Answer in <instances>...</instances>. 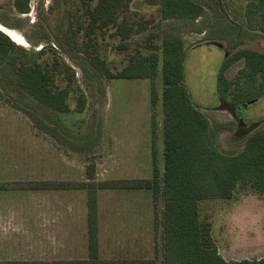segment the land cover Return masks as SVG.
<instances>
[{"label":"rangeland","instance_id":"rangeland-1","mask_svg":"<svg viewBox=\"0 0 264 264\" xmlns=\"http://www.w3.org/2000/svg\"><path fill=\"white\" fill-rule=\"evenodd\" d=\"M154 2L130 0L127 7L121 9V15L134 23V33L123 40L114 34L115 29L111 26L107 30L96 29L88 34L87 16L81 0H31V9L27 14L18 13L13 0H0L2 30L17 45L25 48L27 54H23V57L32 63L48 64L55 87H71L67 99L70 111L57 115L50 107L16 87L15 83H9L12 72L8 62L0 57V104L20 108L35 117L38 125L56 119L67 124L70 151L76 148L87 172H93L94 160L99 157L94 145L107 138L104 122L114 123L117 119L144 121L148 113V96L144 82L147 80L108 79L91 57L97 55L114 72L119 71L127 65L136 50L147 54L150 47L160 45L163 31L170 29L183 38L188 51L185 73L193 102L205 108L218 106L217 78L227 56L240 48L264 52V33L258 8L260 0H202L205 12L194 24L163 20L160 5ZM199 28L201 30H197ZM205 41L212 44L193 50V47ZM234 44L237 46L234 47ZM43 46L45 51L39 52ZM55 58L71 67L69 74H75L72 82H69L64 67H55ZM244 67L245 60L242 58L227 69V77L236 81L232 89L235 87L240 91L244 87V92L258 95L260 88L248 86L239 76L240 69ZM157 78L160 83L161 66ZM78 96L85 105L82 111L78 109ZM159 110L157 120L160 124ZM228 113L229 110L221 109L206 115L210 120V136L215 140L214 146L234 154L242 149L244 142L236 140L227 131L219 134L227 126L234 129L233 119ZM243 115L250 123L264 119V94L244 107ZM200 209L202 219L211 222V234L225 258L241 260L264 256V193L251 189L238 190L233 199L204 200L200 202ZM155 239L153 257L158 264H164L161 228L157 229Z\"/></svg>","mask_w":264,"mask_h":264},{"label":"trees","instance_id":"trees-1","mask_svg":"<svg viewBox=\"0 0 264 264\" xmlns=\"http://www.w3.org/2000/svg\"><path fill=\"white\" fill-rule=\"evenodd\" d=\"M81 1L87 16L88 34L96 29L107 30L110 26L115 29L114 34L123 40L128 39L134 33V23H130L125 15H121V9L127 7L130 0ZM201 1L155 0L154 3L160 5L163 20L194 24L195 20L205 12V6ZM30 2L31 0H13V6L18 13L27 14L31 9ZM258 8L262 20L261 30L264 33V0H260ZM56 44L64 49L59 42ZM236 46L237 44H234V47ZM44 49L45 46L39 52ZM187 53L183 38L169 29L163 31L160 45L150 47L147 54L139 49L136 50L130 56L127 65L119 71L114 72L110 69L101 57L97 55L91 57L92 62L108 79H150L151 101L154 105L158 100L156 77L161 66L164 84V172L162 180L156 169L154 177L149 180L101 181L92 185L87 183L63 184V187H79L88 190L89 258L55 262L5 261L0 264H158L156 259L103 260L99 257L96 195L99 188L151 189L156 210V231L161 227L158 207L160 201L163 200L164 264H264V256L260 259L226 260L220 254L211 234V222L202 219L200 209V202L209 199H233L238 190L251 189L260 194L264 193V123L244 139V145L240 151L230 154L217 149L214 146L215 140L210 136V120L206 113L202 112L193 102L186 83ZM23 54H27L25 48L17 45L7 33L0 29V57L8 62L12 72L9 83H15L16 87L25 90L40 103L50 107L57 115L59 112H69L67 99L71 94L70 85L63 88L55 87V79L48 64L32 63L24 58ZM242 58L245 60V67L240 69L239 76L244 78L248 86H258L261 91L258 95L244 92V87L240 88V91L235 90V87L232 89L236 81L225 75V70ZM54 61L56 68L64 67L69 82H72L75 74L74 72L69 74L71 67L57 58ZM218 87L221 97L233 105H241L263 95L264 52L252 48L236 49L221 67ZM84 106L81 96H78V109L82 111ZM55 121L54 123L58 126L63 123L59 119ZM41 126L48 131L51 130L45 121ZM153 126V155L155 157V123ZM9 186L43 189L57 185L48 182L0 183V189Z\"/></svg>","mask_w":264,"mask_h":264},{"label":"crops","instance_id":"crops-1","mask_svg":"<svg viewBox=\"0 0 264 264\" xmlns=\"http://www.w3.org/2000/svg\"><path fill=\"white\" fill-rule=\"evenodd\" d=\"M209 44L212 43L202 42L193 50ZM157 77L158 100L155 105L151 101L150 79L124 78L147 80L144 82L148 113L144 121L117 119L114 123L104 122L107 138L94 145L99 157L94 160L92 174L87 172L85 162H81L80 152L74 147L70 151L67 124L60 123L58 126L54 122H47L51 128L48 131L20 108L0 104V183L48 182L57 185L43 189L19 186L0 189V262H55L89 258L88 190L63 187V184L149 180L154 177L156 169L162 180L164 84L163 76L160 83ZM217 95L220 96L218 88ZM248 105H236V110L243 115V108ZM198 107L206 114L213 110L220 111L218 107ZM157 109H160V124ZM227 110L230 111V118H237L238 128L233 132V127L227 126L219 134L227 131L243 142L257 128L249 130L251 126L259 125L258 122L264 120L251 124L246 122L248 120L244 115L239 119L236 111ZM240 120L245 125L240 130L246 128L244 133L238 132ZM236 132L241 136H236ZM96 195L99 257L103 260L155 259L153 253L157 231L152 190L99 188ZM163 208L161 200L158 215L162 235ZM225 259L236 260L232 257Z\"/></svg>","mask_w":264,"mask_h":264},{"label":"water","instance_id":"water-1","mask_svg":"<svg viewBox=\"0 0 264 264\" xmlns=\"http://www.w3.org/2000/svg\"><path fill=\"white\" fill-rule=\"evenodd\" d=\"M9 36V35H8ZM13 40V39H12ZM256 99H254V100H250V101H248L247 103H244V104H242V105H244V106H246V105H248V104H251V103H253L254 101H255ZM236 105H233V104H230V103H228V102H226V101H224V100H222V103H221V105L218 107V109L219 110H221V109H232V110H234V111H236ZM240 128H239V130H238V132L240 131V129H242V127L243 126H245L244 125V123L242 122V120H240ZM257 127V125H252L251 126V128L249 129V130H253L254 128H256ZM238 132H236V136H241Z\"/></svg>","mask_w":264,"mask_h":264},{"label":"flooded vegetation","instance_id":"flooded-vegetation-1","mask_svg":"<svg viewBox=\"0 0 264 264\" xmlns=\"http://www.w3.org/2000/svg\"><path fill=\"white\" fill-rule=\"evenodd\" d=\"M227 54V53H226ZM227 57H229V55L227 56ZM227 59V58H226ZM218 77H219V74H218ZM218 79V78H217ZM261 97V96H260ZM218 99H219V104H218V106L221 104V100L223 99L221 96H219L218 95ZM258 99H259V97H258ZM257 99V100H258ZM224 100V99H223ZM228 102V101H227ZM228 103H230V102H228ZM230 104H232V103H230ZM218 106H216V107H218ZM229 113H230V111H229ZM233 112H231V114H232ZM236 113H237V117L240 119L241 117H243V115L240 113V111L238 110H236ZM264 121V120H263ZM263 121H261L262 123H264ZM232 122L234 123L233 125H235L234 126V129L232 130L233 132H235L236 131V129L238 128V121H237V118H234L233 117V120H232ZM259 123V125H257V127L258 126H260L262 123H260V122H258ZM251 124H254V123H251ZM251 124H247L248 126H250ZM244 131H246V128H244L243 130H240V133H244Z\"/></svg>","mask_w":264,"mask_h":264},{"label":"bare ground","instance_id":"bare-ground-1","mask_svg":"<svg viewBox=\"0 0 264 264\" xmlns=\"http://www.w3.org/2000/svg\"><path fill=\"white\" fill-rule=\"evenodd\" d=\"M0 29L2 30V29H4V28H2V26L0 25ZM3 32H5V31H3ZM11 38V37H10Z\"/></svg>","mask_w":264,"mask_h":264}]
</instances>
